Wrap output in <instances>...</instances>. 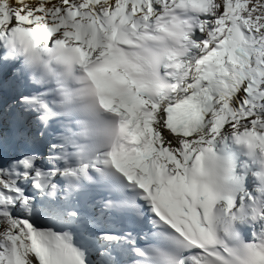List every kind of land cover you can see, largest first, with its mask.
<instances>
[{"label":"snow or ice","instance_id":"obj_1","mask_svg":"<svg viewBox=\"0 0 264 264\" xmlns=\"http://www.w3.org/2000/svg\"><path fill=\"white\" fill-rule=\"evenodd\" d=\"M0 264H264V0H0Z\"/></svg>","mask_w":264,"mask_h":264}]
</instances>
